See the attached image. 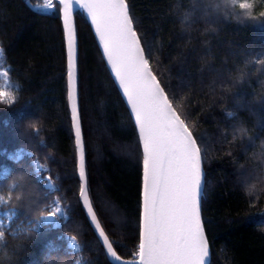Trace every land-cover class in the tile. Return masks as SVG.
<instances>
[{"label":"trees","instance_id":"obj_1","mask_svg":"<svg viewBox=\"0 0 264 264\" xmlns=\"http://www.w3.org/2000/svg\"><path fill=\"white\" fill-rule=\"evenodd\" d=\"M53 2L56 9L41 12L26 0H0V73L8 72L17 97L12 105L0 104V184L19 176L23 185L13 193L21 200L0 209L17 211L7 221L15 228L35 222L41 209L47 215L59 198L69 219L60 227L41 225L29 236L6 232L0 264H116L79 202L64 35ZM224 2L128 0L152 69L202 150L201 217L210 264H264V64L256 62L264 61V0H256L255 20L238 18L231 8L226 15ZM74 19L89 196L118 255L133 261L142 149L85 12L77 9ZM37 162L47 170L36 173ZM49 177L56 191L44 187ZM72 235L81 245L76 254L60 238Z\"/></svg>","mask_w":264,"mask_h":264},{"label":"snow or ice","instance_id":"obj_2","mask_svg":"<svg viewBox=\"0 0 264 264\" xmlns=\"http://www.w3.org/2000/svg\"><path fill=\"white\" fill-rule=\"evenodd\" d=\"M75 3L87 9L101 54L126 101L142 148L140 238L135 253L138 264H210L209 242L201 217L205 187L202 150L186 119L178 112L152 69L128 0H75ZM255 4L256 0H225L223 7L226 15L232 14L228 11L231 8L237 10L235 14L238 18L243 15L255 20ZM58 5L66 48L67 100L80 181L79 202L106 254L123 264L114 247L115 241L105 231L89 196L78 108V43L72 18L73 0H58ZM42 6L49 11L56 9L53 0H44ZM220 10L219 5L214 9L215 12ZM259 17L264 18V11L259 13ZM256 62L264 64V61ZM0 79L3 80L0 84V104H14L17 99L13 91L15 86L8 82V72L0 73ZM238 133L246 135L244 129H239ZM20 151L31 155L24 149ZM14 159H20V156ZM33 168L36 173L47 170L38 162ZM22 187L19 176L11 184L6 181L0 184V207L21 200L20 195L13 196V193ZM44 187L50 191L57 190L50 177ZM43 211L41 209V215L35 222L28 221L27 225L18 223L15 228L5 224L4 219L12 220L17 211L9 209L3 213V219H0V247L4 245L6 232L13 238L29 236L41 225L60 227L62 220L67 222L69 219L59 198L53 201L47 216L42 214ZM60 238L68 241L67 248L73 254L81 251L75 235Z\"/></svg>","mask_w":264,"mask_h":264},{"label":"water","instance_id":"obj_3","mask_svg":"<svg viewBox=\"0 0 264 264\" xmlns=\"http://www.w3.org/2000/svg\"><path fill=\"white\" fill-rule=\"evenodd\" d=\"M57 2H58V0H57ZM27 3H28V5L30 6V7H32V8H36L37 6H34V5H32L31 3H29V1L27 0ZM77 9H82V8H80L76 3H75V0H73V13H72V18H73V23H74V27H75V19H74V13H75V11L77 10ZM84 12H85V14H86V16H87V18H88V21H89V23H90V18L88 17V15H87V9H82ZM43 11H49V10H47V9H45V8H43ZM90 25H91V23H90ZM91 28H92V31H93V33H94V29H93V26L91 25ZM94 36H95V34H94ZM95 38H96V41H97V43H98V40H97V37L95 36ZM99 48H100V51L102 52V49H101V47L99 46ZM65 52H66V48H65ZM104 58V57H103ZM104 61H105V59H104ZM106 63V62H105ZM108 70H109V68H108ZM109 72H110V70H109ZM111 74V73H110ZM112 76V75H111ZM112 78H113V76H112ZM114 80V79H113ZM66 84H67V75H66ZM117 86V85H116ZM120 92V91H119ZM120 94H121V92H120ZM122 96V95H121ZM122 98H123V96H122ZM123 100H124V102H125V104H126V101H125V99L123 98ZM126 107H127V109H128V111H129V108H128V106H127V104H126ZM130 113V112H129ZM132 118V117H131ZM132 120H133V118H132ZM81 122V121H80ZM133 123H134V121H133ZM71 128H72V126H71ZM137 131V130H136ZM72 133H73V130H72ZM137 135H138V132H137ZM73 136H74V134H73ZM142 149V148H141ZM202 167H203V165H202ZM203 172H204V169H203ZM77 174H78V171H77ZM79 177V176H78ZM141 205H142V189H141ZM93 227V226H92ZM94 229V228H93ZM209 259H210V257H209ZM135 264H138V258H137V260H136V263Z\"/></svg>","mask_w":264,"mask_h":264},{"label":"rangeland","instance_id":"obj_4","mask_svg":"<svg viewBox=\"0 0 264 264\" xmlns=\"http://www.w3.org/2000/svg\"><path fill=\"white\" fill-rule=\"evenodd\" d=\"M43 5V3L42 4H40V5H38V7H43L42 6ZM53 206V204H51V206H50V208ZM5 212H8V210H1L0 209V219H3V213H5ZM48 215V214H47ZM47 215H45V216H47ZM7 221H8V219H4V223L5 224H7ZM67 245H68V241H67ZM109 256V255H108ZM110 257V256H109ZM111 258V257H110ZM122 261H124V260H122ZM78 262L79 261H77L76 263L78 264ZM124 262H128V263H131V262H136V260H133V261H124ZM80 264V263H79Z\"/></svg>","mask_w":264,"mask_h":264},{"label":"bare ground","instance_id":"obj_5","mask_svg":"<svg viewBox=\"0 0 264 264\" xmlns=\"http://www.w3.org/2000/svg\"><path fill=\"white\" fill-rule=\"evenodd\" d=\"M20 155V154H19ZM111 259L114 261V262H116L117 264H121V262H118V261H115L112 257H111ZM123 262V264H135L136 262H131V263H128V262H124V261H122Z\"/></svg>","mask_w":264,"mask_h":264}]
</instances>
